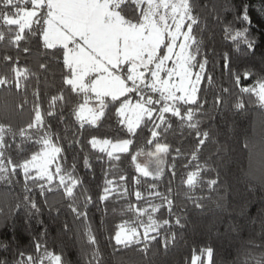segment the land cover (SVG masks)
Returning a JSON list of instances; mask_svg holds the SVG:
<instances>
[{
    "label": "trees",
    "instance_id": "trees-1",
    "mask_svg": "<svg viewBox=\"0 0 264 264\" xmlns=\"http://www.w3.org/2000/svg\"><path fill=\"white\" fill-rule=\"evenodd\" d=\"M14 2L0 10L32 6ZM187 4L196 100L173 106L142 85L104 98L96 124L83 122L92 93L70 83L66 49L44 40L45 12L23 30L1 22L0 264H192L207 252L210 264H264V0ZM146 8L119 5L131 25ZM127 101H152L154 114L132 130ZM94 139L130 147L111 154ZM50 146L64 182L25 170ZM123 229L139 236L118 244Z\"/></svg>",
    "mask_w": 264,
    "mask_h": 264
},
{
    "label": "rangeland",
    "instance_id": "rangeland-1",
    "mask_svg": "<svg viewBox=\"0 0 264 264\" xmlns=\"http://www.w3.org/2000/svg\"><path fill=\"white\" fill-rule=\"evenodd\" d=\"M14 1L7 0L17 5ZM16 1H22L23 5L28 0ZM31 1V7L14 6V13L10 15L6 14L8 8L1 9L0 24L16 25L23 30L33 25L38 14L45 12L44 40L49 46L66 49V61L74 71L70 83L92 93L86 97L81 115L84 123L98 122L102 113L97 115L94 108L99 106L102 111L106 107L104 98L125 97L142 85L165 93L167 102L173 106L177 100H196L201 77L191 68L188 0H138L147 5L141 25L127 24L123 20L119 11L122 0ZM2 84L0 80V86ZM257 90L264 104V86L258 84ZM151 102L127 101L119 108L120 117L134 130L144 118L154 114ZM92 142L96 148L111 154L127 152L130 147L128 141L112 143L94 139ZM57 156L58 150L50 146L27 163L25 170H36L42 177L64 182L59 171H51ZM147 164L142 160L138 166L142 168ZM146 231L145 235L151 232ZM136 236L138 232L123 229L115 241L118 244L130 242ZM54 263L60 264L58 259ZM192 264H210V252L195 256Z\"/></svg>",
    "mask_w": 264,
    "mask_h": 264
},
{
    "label": "snow or ice",
    "instance_id": "snow-or-ice-1",
    "mask_svg": "<svg viewBox=\"0 0 264 264\" xmlns=\"http://www.w3.org/2000/svg\"><path fill=\"white\" fill-rule=\"evenodd\" d=\"M242 18H243V20H244L246 23H248V24L251 23V21H250V17H248L246 11L243 13ZM238 35H240L241 37H243V36L246 35V33H245V32H241V33H239ZM234 38H235V37H234ZM245 42H246V43H250V41H247V40H246Z\"/></svg>",
    "mask_w": 264,
    "mask_h": 264
}]
</instances>
